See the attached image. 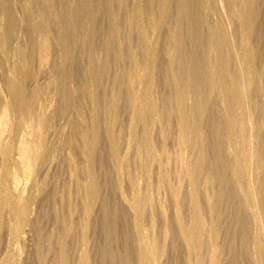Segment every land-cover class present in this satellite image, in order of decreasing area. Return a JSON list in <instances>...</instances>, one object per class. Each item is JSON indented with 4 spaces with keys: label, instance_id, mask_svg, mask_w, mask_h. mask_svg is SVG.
Masks as SVG:
<instances>
[{
    "label": "rangeland",
    "instance_id": "obj_1",
    "mask_svg": "<svg viewBox=\"0 0 264 264\" xmlns=\"http://www.w3.org/2000/svg\"><path fill=\"white\" fill-rule=\"evenodd\" d=\"M181 1L52 0L54 15L69 18L68 23L59 26L51 21L49 9L42 0H11L8 4L17 24L7 39L0 33V116L8 107L12 109L2 133V141L9 145L10 153L6 160L0 154V186L6 181L7 189L14 196H20L24 206L18 215L22 226L17 238L10 234L13 210L0 208V261L58 264L52 257L58 251L57 232L72 224L75 229L63 240L66 264H80L84 248L82 237L86 241L87 264H141L142 247L148 252L147 264H264V204L261 205L258 198L264 174L257 171L264 159V0L250 1L249 8L243 0H191L194 5L189 17L182 15ZM28 4L36 14L38 30L31 28ZM138 7L143 11L137 19ZM242 8L250 12L253 20L248 40L241 16L238 17ZM3 9L0 4V19ZM159 18H163L161 22ZM199 18L204 23L200 21L198 29L191 34L189 26ZM110 22L116 26L112 35ZM218 25L228 38V47L221 49L222 52L218 39V46L214 45L215 35H218L214 26ZM142 29L146 44L154 48L155 63L147 57L146 48L140 46ZM208 35L215 37L213 42ZM60 36H64L63 45L67 46L62 48L64 50L58 46ZM44 38L50 46L46 58L40 49ZM16 46L20 47L22 58L16 53ZM250 54L254 84L249 93L246 92L248 74L245 73L248 72H245L244 59ZM105 58H109L108 63L102 61ZM24 60L29 63V74L22 83L26 99L22 110L8 85L15 67L21 66ZM219 62L227 75L233 76L236 72L240 75L238 78L236 74L243 100L239 98L232 103V112L239 117L235 127L244 128L238 132L235 128L239 133L235 144L228 138L232 125L227 116L231 110L223 103L229 98L220 90H209L207 82L208 69H220ZM148 64L154 65L151 81L145 75L150 68ZM197 66L199 77L197 74L190 77L188 73ZM139 74L144 75L146 87L143 81H137L135 76ZM50 78H54V82ZM147 81L151 84L147 85ZM174 84L184 87L186 96L180 112L173 98L178 88ZM129 90L134 91L138 99L143 96L139 101L135 97L136 111L130 103ZM195 101L203 105L199 110ZM146 104H150L149 107ZM145 107L153 108L143 120L137 111L143 108L147 112ZM93 113L98 117L99 127L94 159L87 164L79 153L75 126L79 124L89 131ZM41 117L46 118V123ZM182 117L188 129L192 127L193 132L189 129L190 132L197 133L193 136L189 133L191 137L186 135L188 145L179 130ZM132 118H137V122L133 119L136 124ZM239 121L244 125H239ZM108 122L118 143L119 161L111 154ZM28 126H32L33 136ZM194 135H199V139ZM191 140L195 143L191 144ZM23 141L33 142L35 148L43 152L40 162H32L31 171H25L26 165L21 161ZM247 154L252 159L239 182L233 178L232 169L237 164L242 167ZM70 156L77 161L78 171L70 164ZM221 162L226 163L224 170ZM187 169L194 172L193 176L188 177ZM89 174L96 182L95 200L85 196L92 198L93 195L91 190H85ZM190 180L196 185H190ZM221 184L222 198L216 202L214 196ZM246 185H250V196ZM85 199L92 203L82 208ZM71 208L75 209L70 216ZM193 211L200 214L202 235L197 239L200 241L191 245L186 239L189 236L191 240L194 230H190ZM199 242L198 248L195 244Z\"/></svg>",
    "mask_w": 264,
    "mask_h": 264
},
{
    "label": "bare ground",
    "instance_id": "obj_2",
    "mask_svg": "<svg viewBox=\"0 0 264 264\" xmlns=\"http://www.w3.org/2000/svg\"><path fill=\"white\" fill-rule=\"evenodd\" d=\"M45 4H46V8H48L49 9V12H50V15H51V21H53V22H55V24H57L58 26L59 25H62L63 23H68V21H69V18L66 16V15H63L61 18L60 17H57L56 15H54V13H53V4H52V0H42ZM150 1V0H149ZM250 1H252V0H243V2L242 3H244V5H249V4H252ZM27 2H28V0H27ZM66 2V1H65ZM153 2V1H152ZM179 2V1H178ZM182 3H183V8H182V10H183V12H182V15L183 16H186V17H189V12L191 11L190 9H191V7L194 5H192V1L191 0H182L181 1ZM180 2V5L182 4ZM211 2V1H210ZM10 3H11V0L9 1V0H7V1H5L4 2V0H0V4H2V6H3V15H2V17H1V21H0V29H1V34H2V36L4 37V38H8V36H9V34H12L13 32H11V31H13V28H15V26H16V24H17V22H16V20L15 19H13V17H12V13H10L11 11H9V9H8V7H10V6H8V4L10 5ZM30 3V2H29ZM99 3V2H98ZM139 3V2H138ZM137 3V4H138ZM24 4H27L26 3V1H25V3ZM12 5V4H11ZM29 5V4H28ZM108 5V4H107ZM139 5H141V4H139ZM138 5V6H139ZM243 5V4H242ZM242 5H241V7H242ZM26 6V5H25ZM84 6V5H83ZM182 6H180V8L182 7ZM245 6V7H246ZM249 7H251V5L249 6ZM248 6H247V8H249ZM106 8V7H105ZM37 8H35V10H36ZM39 9V8H38ZM47 9V10H48ZM77 9V8H76ZM143 9H144V6H143ZM164 9V8H163ZM244 8H242V14L241 15H238V17L239 16H241V18H239V19H241L240 21H242V24H243V26H244V35H245V37H246V39L248 40L249 39V36H250V34H251V31L250 30H252V27H253V20H252V18H251V14H250V12H246V11H244L243 10ZM165 10V9H164ZM167 10V9H166ZM181 10V9H180ZM248 10V9H247ZM37 11V10H36ZM82 11V10H81ZM142 8L141 7H138L137 8V10H136V18L138 19L140 16H141V13H142ZM244 11V12H243ZM99 12V11H98ZM165 12V11H164ZM162 13H163V11H162ZM240 13H241V9H240ZM27 14L29 15V17H30V23H31V28H32V30H36L37 28H39V26L37 25V23L35 22V15L36 14H34V10H32L31 8H30V5L28 6V9H27ZM37 14H39V15H41V11L40 10H38L37 11ZM27 15V16H28ZM68 15V14H67ZM165 16V15H164ZM180 17H181V15H179ZM182 16V17H183ZM28 17V18H29ZM202 17V16H201ZM185 18V17H184ZM204 18V17H203ZM203 18H201V19H203ZM71 19V18H70ZM135 19V18H134ZM160 19V18H159ZM158 19V20H159ZM163 18H161L160 19V21L159 22H161V20H162ZM49 20V19H48ZM190 20V19H189ZM50 21V22H51ZM193 21V20H192ZM191 21V22H192ZM201 20H200V18L198 19V21L196 20V22L194 21V23L193 24H191L189 27H190V33L191 34H193V33H195V30L196 29H198V26H199V22H200ZM205 21V20H204ZM156 22V21H155ZM159 22H156L157 24H159ZM49 23V22H48ZM70 23V22H69ZM111 23V25L110 24H108V25H110V32H111V35H112V33H114V32H116V26H115V23L114 22H110ZM117 23V22H116ZM155 23V24H156ZM200 23H202V21L200 22ZM204 23V22H203ZM202 23V24H203ZM239 24H241V22L239 23ZM241 24V25H242ZM2 25V26H1ZM40 25V24H39ZM139 26H140V23H139ZM201 26V25H200ZM242 26V27H243ZM62 27V26H61ZM156 27V26H155ZM215 27V30H216V28H217V30H216V32L214 31V30H212V31H214L215 32V34L217 33L218 35V38H217V36L215 35V37H216V39H215V43H214V45L215 46H218L217 45V42H216V40L218 39L219 40V43H220V51H221V49L223 50V49H225L226 47H228L227 45H228V42H227V39L228 38H226L224 35H226V34H222L221 32H220V30H221V28L219 27V25L218 26H214ZM16 29V28H15ZM18 29V28H17ZM108 29V28H107ZM188 29V28H187ZM212 29H214L213 27H212ZM243 29V28H242ZM38 30V29H37ZM212 31L210 32V33H212ZM37 32V31H36ZM110 32H109V34H110ZM145 32V31H144ZM143 32V29L141 30V35H142V37H143V39L139 42L140 43V46H142L143 45V47H145L144 49H145V51H146V53L148 54L147 55V57L149 56L151 59H152V61H154V63H155V53H154V48H152L151 46H149V45H147L146 43H147V40H146V37H145V33ZM189 33V34H190ZM186 34V33H185ZM209 34V33H208ZM67 35V34H66ZM65 36V35H64ZM64 36H60V38H59V40H58V46L60 47V49L61 50H64V49H62V48H65V47H67V46H65L64 47ZM192 36V35H191ZM209 36V35H208ZM10 37V36H9ZM108 37V36H107ZM210 37V36H209ZM215 37H213V38H215ZM244 37V36H243ZM109 38V37H108ZM111 38V37H110ZM211 38V40L213 39L212 37H210ZM112 39V38H111ZM111 39H110V41H111ZM66 40V39H65ZM107 40V39H106ZM108 41H109V39H108ZM109 41V42H110ZM209 41H210V39H209ZM137 42V41H136ZM211 42V41H210ZM212 42H213V40H212ZM111 43V42H110ZM64 44V45H63ZM142 44V45H141ZM200 44V43H199ZM209 44H211V43H209ZM208 46V45H207ZM1 48H2V46H0ZM0 48V50H1V52H2V49ZM173 48V47H172ZM212 48V47H211ZM217 48H219V47H217ZM216 48V49H217ZM15 49V48H14ZM40 49H41V52L43 53V56L45 57V56H47L48 54V52H49V49H50V46H49V43H48V40H46V38H44V39H42V41L40 42ZM109 49V48H108ZM111 49V48H110ZM174 49V48H173ZM211 50V49H210ZM66 51V50H65ZM63 52V51H62ZM109 52V51H108ZM171 52H173V51H171ZM222 52V51H221ZM16 53L22 58L23 57V54H22V51H21V49H20V47L19 46H16ZM174 54H175V51L173 52ZM2 54V53H1ZM61 54V53H60ZM218 54V53H217ZM16 55V54H15ZM171 55H172V53H171ZM207 55V54H206ZM17 56V55H16ZM42 56V55H41ZM49 56V55H48ZM244 56V55H243ZM106 57V56H105ZM117 58H119V57H121L120 56V54H117V56H116ZM208 56H206V58H207ZM46 58V57H45ZM107 58V57H106ZM104 59V60H102V61H104V63H108V59ZM24 59V58H23ZM26 59V58H25ZM120 59V58H119ZM135 59V58H134ZM226 59V58H225ZM224 59V60H225ZM42 60V59H41ZM157 61V60H156ZM223 61V60H222ZM52 62V61H51ZM150 62V61H149ZM224 62H226V61H223L222 63L223 64H225ZM104 63H103V65H102V67H103V69H104ZM137 63V62H136ZM143 63V62H142ZM151 63V62H150ZM198 63V62H197ZM216 63H218V62H216ZM208 64H210V63H208ZM221 64V62H219V65ZM241 64H243V63H241ZM105 65H107V64H105ZM149 65V64H148ZM152 65V64H151ZM198 65V64H197ZM211 65V67H212V65L213 64H210ZM209 65V66H210ZM219 65H218V67H219ZM222 65V64H221ZM221 65H220V69H217L216 71H215V69H212V68H210L209 66V68L210 69H208L210 72V76H209V80L207 81V82H209V85H208V83H207V85L208 86H210V89L209 90H212V91H214V90H216V91H218V90H220L221 91V93L222 94H224V95H227L228 96V100H226L225 102H223L224 103V105H226V108H228V107H230V110H231V112H230V116H227L228 117V123H230V125H232V130H229L230 132H229V141L231 142V143H233V144H235V139L238 137L237 136V134H239V133H237L239 130H240V128H244V126H242V127H240L239 126V129H238V124H236V123H238V120H239V117L237 116V115H235L233 112H232V103H235V102H238L239 101V98H241L240 97V95H242V87H240L241 85V83H239V81H238V79H237V76H238V78L240 77V75L236 72V73H234V75L233 76H229V75H227L226 73V71H224V70H226V69H224V68H221ZM244 65H245V68H246V70L247 71H245V72H248V73H245V74H248V76H247V80H246V82H247V91L246 92H249L250 93V91L252 90V88H253V84H254V82H253V77L251 76L252 75V71H253V58H252V55L250 54V55H246V57H245V59H244ZM150 66V65H149ZM152 66H154V65H152ZM152 66H150V68H147V69H149L148 71H147V73L145 74L146 76H147V79H148V81H151L153 78H152V74H153V67ZM108 67V66H107ZM198 68H196L195 67V69L191 72V73H188L189 74V76H190V74H191V76L192 77H196V74H197V78L199 77L198 75H199V66H197ZM207 67V68H208ZM217 67V68H218ZM223 67V66H222ZM226 67V66H225ZM244 67V66H243ZM152 68V69H151ZM213 68H214V65H213ZM14 69V68H13ZM99 69H100V66H99ZM103 69H100V71L101 70H103ZM212 69V70H211ZM214 70V71H213ZM244 70V69H243ZM238 71V70H237ZM189 72V71H188ZM242 72V71H241ZM13 74H12V76H11V78H10V81H9V85H8V89L11 91V93H12V95H13V98H14V100H15V103L16 104H18V106H20V107H18L19 109H22L23 110V106H26V105H24V104H26L25 103V101H26V99H25V97H24V94H23V91H22V83H23V80H24V77H26L28 74H29V63H28V61L27 60H24V62L21 64V66H16L15 67V70H14V72H12ZM101 73H102V71H101ZM209 73H207L208 75H209ZM236 74H238L237 76H236ZM244 74V75H245ZM143 75V74H142ZM141 74H139V75H137V76H135L136 77V79H137V81L138 82H142L143 80H145L144 78V75L142 76ZM262 75L264 76V69H263V71H262ZM185 76V75H184ZM190 76V77H191ZM53 77V76H52ZM188 77V76H187ZM189 77V78H190ZM244 77V76H243ZM174 78H175V76H174ZM196 78V79H197ZM207 78V77H206ZM206 78L205 79H203L204 81L206 80ZM51 80H52V78H50ZM151 79V80H150ZM176 79V78H175ZM175 79H173V80H175ZM177 79H179V78H177ZM192 79V78H191ZM194 79V78H193ZM243 79V78H242ZM50 80V81H51ZM53 80H54V78H53ZM52 80V81H53ZM128 81V80H127ZM146 81V80H145ZM147 81V82H148ZM181 81V83H182V80H180ZM179 80H178V83L180 82ZM244 81V80H243ZM54 82V81H53ZM173 82H175V83H177V81H173ZM203 82V81H202ZM228 82V85L226 84ZM242 82V81H241ZM48 83V82H47ZM50 83V82H49ZM136 83V82H135ZM142 83H144V81L142 82ZM151 84V82H148L147 83V85L148 84ZM181 83H180V85L179 86H181ZM199 83V82H198ZM264 83V82H263ZM139 84V83H138ZM149 84V85H150ZM205 84H206V81H205ZM245 84V83H244ZM49 85H51V83L49 84ZM140 85H142L143 86V84H141L140 83ZM146 84L144 83V86H145ZM174 85H176V84H174ZM184 84L182 83V86H183ZM204 85V84H203ZM243 85V84H242ZM143 86V87H144ZM185 86H186V84H185ZM207 86V87H208ZM244 86V85H243ZM146 87V86H145ZM144 87V88H145ZM148 87H150V86H148ZM147 87V88H148ZM176 87H178L177 85H176ZM245 88V87H244ZM263 88H264V85H263ZM149 89V88H148ZM183 89H184V87H183ZM183 89H182V87H178L177 89H176V91H174L175 93H173V94H175V96L173 95V98L175 97V101H176V106H177V109H179V112L182 110V108L184 107V100H185V98H186V96H185V94H184V91H183ZM133 90V89H132ZM140 90V89H139ZM139 90H137V91H139ZM142 90H144V89H142ZM174 90V89H173ZM245 90V89H244ZM130 91V93L129 94H131L129 97H130V103H131V105H133V107L132 108H134V107H137L136 106V103H138V102H136V98L138 99V97H136V94L134 93V91H131V90H129ZM136 91V90H135ZM141 91V90H140ZM146 91V89L144 90V92ZM148 91H146L145 93H147ZM210 92V91H209ZM143 93V92H142ZM128 94V95H129ZM147 95V97H148V95L149 94H146ZM220 95V94H219ZM246 95V94H245ZM248 95V94H247ZM67 96V95H66ZM137 96H138V93H137ZM140 96V95H139ZM142 96V95H141ZM140 96V97H141ZM250 96V95H249ZM136 97V98H135ZM140 97H139V99H140ZM143 97V96H142ZM223 98H224V96H222ZM226 97V96H225ZM145 98V97H144ZM139 99H138V101H139ZM145 99H147L148 100V98H145ZM242 99V98H241ZM142 100H143V98H142ZM146 100V101H147ZM150 101H151V99H149ZM230 100V101H229ZM243 100V99H242ZM241 100V101H242ZM149 101V102H150ZM199 101V100H198ZM198 101L196 102L197 103V108H198V110L203 106L202 105V103H198ZM227 101H229V102H227ZM240 101V102H241ZM77 102V101H76ZM142 102V101H141ZM153 102V100L150 102V103H152ZM144 103H146V102H144ZM143 104V103H142ZM141 104V105H142ZM153 105H154V103H152ZM240 104V103H239ZM144 105V104H143ZM147 105V104H146ZM148 105H150V104H148ZM147 105V106H148ZM138 106H139V104H138ZM152 106V105H151ZM150 106V107H151ZM6 107V106H5ZM140 107H142V106H140ZM149 107V106H148ZM146 108V109H148L147 110V112H145L144 111V107L142 108V110H138L137 112H138V117L140 116V117H142V118H144L143 120H145V116H146V114L148 113V112H151L152 111V108L150 109V108ZM155 107V106H154ZM9 108V107H8ZM5 109L3 112H2V114H1V116H0V154H1V156L6 160L7 158H8V155H9V153H10V149H9V145L7 144V143H5V142H3L2 141V133L4 132L3 130H5V129H3V127H6L5 126V123H6V120H7V116H8V114L10 113V111L12 110V109ZM12 108H13V106H12ZM16 108V107H15ZM76 108V107H75ZM139 108V107H138ZM196 108V107H195ZM25 109V108H24ZM27 109V108H26ZM26 109H25V111L24 112H26ZM135 109V110H134ZM133 109V111H136V108H134ZM184 109V108H183ZM229 109V108H228ZM227 109V110H228ZM149 110H151V111H149ZM244 110V109H243ZM15 111V110H14ZM78 111V110H77ZM77 111H76V113H77ZM113 111V110H112ZM111 111V113H112V115H114L115 116V114H116V112L115 111H113L112 112ZM154 111V110H153ZM234 111V110H233ZM241 111V110H240ZM178 112V113H179ZM152 113V112H151ZM228 113V112H227ZM243 113V112H242ZM241 113V114H242ZM133 114H134V112H133ZM135 114H136V112H135ZM180 114H182V112L180 113ZM237 114V113H236ZM239 114V113H238ZM148 115V114H147ZM229 115V114H228ZM19 116V115H18ZM22 116H23V113H22ZM180 116V115H179ZM43 117H46L47 118V116H43ZM132 117H134L133 115H132ZM137 117V116H136ZM137 117V118H138ZM155 117V116H154ZM42 118V117H41ZM40 118V120L41 121H44L45 119L44 118H42L41 119ZM77 118V117H76ZM111 118H112V116H111ZM136 118V119H137ZM142 118H141V120H142ZM147 118V117H146ZM74 119V118H73ZM78 119V118H77ZM133 119H135V118H132V121L134 122V120ZM135 119V121L137 122V120ZM240 119H242L241 117H240ZM138 120H139V118H138ZM183 117H182V119L180 118L179 119V123H180V125H181V128L179 129L180 131H181V134L182 135H184V137L185 138H187V136L186 135H192L193 136V134H195V133H191L190 132V130L193 132V130H192V127L191 128H189L188 129V127H187V124H186V122L183 120ZM110 121V120H109ZM241 121V120H240ZM240 121H239V123H240ZM45 122V121H44ZM79 122V121H78ZM185 122V123H184ZM236 122V123H235ZM46 123V122H45ZM73 123V122H72ZM135 123V122H134ZM108 124V126H107V129H108V134H109V137H110V145H111V154L113 155V158L115 159V160H118V158H119V156H118V143H117V140H116V138L114 137V135H113V133H112V128H111V123L110 122H108L107 123ZM136 124V123H135ZM135 124H133V125H135ZM235 124L237 125L236 127H235ZM241 124H243V123H240L239 125H241ZM246 124V123H245ZM104 125H106V124H104ZM132 125V126H133ZM214 125V124H213ZM244 125V124H243ZM131 126V125H130ZM219 126V125H218ZM98 127H99V120H98V117L96 116V114L95 113H93V120H92V124H91V127L89 128V131H88V129L86 130V129H83L79 124H76V126H75V132H76V135H77V139H78V148H79V153L81 154V155H83L84 156V158L86 159L85 160V162L87 163V164H90L92 161V159H94L93 158V155H94V146H95V144H96V133H98L97 131H98ZM234 127V128H233ZM85 128V127H84ZM215 128V127H214ZM218 128V127H217ZM235 128H237V132L235 131ZM242 128V129H243ZM216 129V128H215ZM219 129V128H218ZM231 129V128H230ZM28 131H29V133H30V135L31 136H33V128H32V126H28ZM145 131V130H144ZM194 131H195V129H194ZM214 131V130H213ZM242 131H244V130H242ZM215 132V131H214ZM217 132V131H216ZM219 132V131H218ZM241 132V131H240ZM190 133V134H189ZM179 134V133H178ZM197 134V133H196ZM195 134V135H196ZM38 135V134H37ZM146 135V134H145ZM191 135H190V137H191ZM194 135V137H198L199 135H197V136H195ZM116 136V135H115ZM74 137V136H73ZM108 137V138H109ZM189 137V138H190ZM194 137H192V138H194ZM145 138V137H144ZM185 138H184V140H185ZM74 139V138H73ZM146 139H147V136H146ZM197 139H199V138H197ZM197 139L195 140V138H194V140H195V142L197 141ZM246 139V138H245ZM194 140H193V142H194ZM21 141H22V139H21ZM70 141V140H69ZM72 141V140H71ZM147 141V140H146ZM188 141V138L186 139V142ZM24 142V141H23ZM74 142V141H73ZM143 142H145V141H143ZM185 142V141H184ZM185 142V143H186ZM190 142H192V140L190 141ZM193 142L191 143V144H193ZM194 142V143H195ZM196 143H198V142H196ZM10 144V143H9ZM187 145H188V142H187ZM194 146V145H193ZM237 146V145H236ZM17 147V146H16ZM189 147H191V146H189ZM77 148V147H76ZM21 150H22V153H20L21 154V161L22 162H24L25 163V171H31L32 169H33V164H32V162L33 163H37V162H40L41 160H42V153L39 151V150H37L36 148H35V144L33 143V142H24L23 144H22V148H21ZM75 150V149H74ZM151 150V149H150ZM183 150H184V148H183ZM237 150V149H236ZM249 151V150H248ZM74 152V151H73ZM238 152V151H237ZM247 152V151H246ZM181 153V152H180ZM250 153V152H249ZM246 154V153H245ZM251 154V153H250ZM200 155V154H199ZM236 156H237V154H236ZM20 157V156H19ZM72 156H70V158H71ZM200 158H201V156H199ZM83 158V159H84ZM121 158V157H120ZM200 158H197V159H199L200 160ZM237 158V157H236ZM202 159V158H201ZM238 159V158H237ZM251 159L252 158H250V156H248V154L247 155H245V157H244V159L242 160V167L240 166V165H236L235 166V168L234 169H232V175H233V178L235 179V180H237V181H239V182H241V180H242V178L244 177V168L245 167H247L246 165H248L250 162H251ZM262 160V161H261ZM260 161L262 162V165H260L259 167H258V173L259 174H264V159L262 158ZM119 161V160H118ZM118 161H117V163H118ZM120 161H121V159H120ZM198 161V160H197ZM21 162V163H22ZM261 162H260V164H261ZM70 164H72V166H74L75 168L74 169H76L77 171H78V167H77V161H75V159L72 157L71 159H70ZM82 164V163H81ZM199 164V163H198ZM87 165L85 164V167H86ZM89 166V165H88ZM88 166H87V168H88ZM144 166H147V165H144ZM143 166V167H144ZM24 167V166H23ZM225 167H226V163H224V162H221V168H222V170H224L225 169ZM78 168V169H77ZM145 168V167H144ZM147 169V168H146ZM145 169V170H146ZM84 170V169H83ZM188 171H189V169H187ZM191 170V169H190ZM81 171H82V169H81ZM86 171V170H85ZM88 171V170H87ZM119 171V170H118ZM89 172V171H88ZM190 172V171H189ZM225 172V171H224ZM87 173V172H86ZM85 173V174H86ZM192 173L194 174V172L191 170V172L189 173V176L188 177H190V175H192ZM88 174V173H87ZM86 174V175H87ZM91 174V173H90ZM90 174L88 175L89 177V182L87 183L86 182V186H85V190L87 189V190H91L92 192L91 193H93V195H92V198H90L91 197V195L88 197L87 195H85L86 197H87V199L89 198V199H94L95 200V197L96 196H94V194H95V187H96V184H94V183H96V182H94V180H93V178L90 176ZM218 174V173H217ZM6 175V174H5ZM4 175V176H5ZM85 175V176H86ZM188 175V174H187ZM193 176V175H192ZM191 176V178H193ZM219 176V175H218ZM217 176V177H218ZM263 176V175H262ZM87 177V176H86ZM220 177H222V176H220ZM225 178V177H224ZM220 179V178H219ZM194 180V179H193ZM4 181H5V179H4ZM87 181V180H86ZM192 180H190V182H191ZM232 181V180H231ZM261 181V180H260ZM263 182H264V179L262 180ZM5 183H6V181L5 182H2V184H1V186H0V208L1 209H7V208H11L12 210H13V214H14V220H13V224H12V226H11V228H10V234H11V236L13 237V238H17V236H18V232L20 231V228H21V226H22V224H21V219H19V217H18V215L19 214H21L22 212V210H23V206H24V202H23V200H22V198L20 197V196H14L13 195V192H11L10 190H8L7 189V187L5 186ZM192 183H194V182H191V184L190 185H196V184H192ZM236 184V183H235ZM239 184V183H238ZM242 184H244V183H242ZM7 185V184H6ZM16 186V185H15ZM88 187H89V189H88ZM194 187V189H195V186H193ZM219 188H221V189H219L220 191L219 192H217L216 194H215V196H214V201H216L217 202V200H220V198H222L221 197V193H223V185L221 184V187H219ZM260 195L258 196V198L260 199V202L262 203L261 205H263L264 204V183H260ZM190 189H192V187L190 188ZM216 189V188H215ZM245 189L248 191V194H249V196H250V194H251V191H250V185H246L245 186ZM244 189V190H245ZM196 190V189H195ZM240 190V189H239ZM97 191V190H96ZM191 191H193V193H194V190H191ZM241 192H242V190H240ZM247 191H245V192H247ZM258 191H259V189H258ZM176 192H178L177 190H176ZM90 193V194H91ZM192 193V192H191ZM192 193V194H193ZM191 194V195H192ZM243 194V193H242ZM245 194V193H244ZM258 194V193H257ZM194 196H195V194H194ZM212 196V197H213ZM247 196V195H246ZM139 197V196H138ZM69 198V197H68ZM85 198V197H84ZM83 198V199H84ZM134 198V197H133ZM195 198V200H196V197H194ZM255 198H257V197H255ZM254 198V199H255ZM140 199V198H139ZM138 200V199H137ZM195 200H193L194 201V203H196L195 202ZM257 200V199H256ZM257 201H259V200H257ZM82 202H85V203H83L82 205L84 206H82V208H87V205L89 206L91 203H92V201H90L91 203H89V200H88V202L86 201V199H85V201L83 200ZM142 202V201H141ZM71 203V202H70ZM94 203H95V201H94ZM212 203V202H211ZM210 203V204H211ZM214 204V203H213ZM216 204V203H215ZM257 204H259V203H257ZM93 205V204H92ZM91 205V206H92ZM72 206V205H71ZM90 206V207H91ZM194 206H195V204H194ZM90 207H88V209L90 208ZM198 207V206H197ZM197 207H195L196 209H198ZM209 207H211V206H209ZM255 207V206H254ZM253 207V208H254ZM264 207V206H263ZM74 209L75 208H71V210L69 211V215L71 216V214H72V212L74 211ZM88 209H84V210H88ZM195 209V210H196ZM217 210V209H216ZM90 211V210H89ZM87 212V211H86ZM194 212V211H193ZM198 212V211H197ZM192 213V215L194 214V218H192L193 220H194V222H195V224H194V222L192 223L193 225H191L193 228H191L190 230H192V229H194V230H192V237H191V235H190V239L191 240H189V236L187 237V239L186 240H188V241H190V243L191 242H193V244L194 243H196L197 241H200V240H197L198 239V237L200 238L201 237V235H202V233L201 232H199L202 228H201V224L202 223H200V222H202V221H200L199 220V215H197L198 213ZM252 212H254V210L252 209ZM261 213V212H260ZM68 214V213H67ZM11 215V214H10ZM138 215V214H137ZM263 216H264V212H263V214H262ZM64 216V215H63ZM110 216V215H109ZM139 216V215H138ZM137 216V217H138ZM257 216V215H256ZM22 218V217H21ZM67 219V218H66ZM264 219V218H263ZM69 220V219H68ZM2 221V220H1ZM200 221V222H199ZM259 221V220H258ZM62 222V221H61ZM65 222V221H64ZM63 222V223H64ZM72 222V221H71ZM66 223V222H65ZM199 223H200V226H198L199 225ZM74 224V223H73ZM110 224V223H109ZM180 225V224H179ZM1 223H0V229H1ZM181 226V225H180ZM184 227V226H183ZM199 228H201L200 230H199ZM73 229H75V227H74V225H72V224H70V225H67V226H64V227H62V228H60L59 230H58V232H57V237H58V239H59V246H58V251H55L52 255V257L54 258V261L56 262V263H58V264H66V253H65V249H64V244H63V240H64V238H65V236L66 235H68V233H70L71 231H73ZM184 229V228H183ZM191 232V231H190ZM185 233V232H184ZM199 233H201V234H199ZM188 234H189V232H188ZM200 236H199V235ZM255 238V237H254ZM185 240V241H186ZM81 243H82V245H83V252H82V257H81V260H80V264H87V252H86V249H85V244H86V241H85V238L84 237H82L81 238ZM255 241V240H254ZM253 241V242H254ZM143 242V241H142ZM147 243V242H146ZM189 243V242H188ZM187 243V244H188ZM198 244V245H197ZM197 244H195V246H198V248H199V244H200V242L199 243H197ZM143 245V244H142ZM145 245V244H144ZM190 245V244H189ZM188 245V246H189ZM191 245H192V243H191ZM190 245V246H191ZM189 246V247H190ZM194 246V245H193ZM255 247V246H254ZM261 247V246H260ZM56 248V247H55ZM193 248V247H192ZM53 249V248H52ZM142 249H143V251H142V257H141V264H147L148 263V260L146 259V257L145 256H147V254H148V252L146 251V249L144 248V247H142ZM17 250V249H16ZM56 250V249H55ZM255 250V249H254ZM196 251V250H195ZM51 252V251H50ZM150 252V251H149ZM141 254V253H140ZM19 257V256H18ZM10 258V257H9ZM153 258V257H152ZM12 262V261H11ZM0 264H10V262H9V260L7 261H0ZM197 264V263H196Z\"/></svg>",
    "mask_w": 264,
    "mask_h": 264
}]
</instances>
